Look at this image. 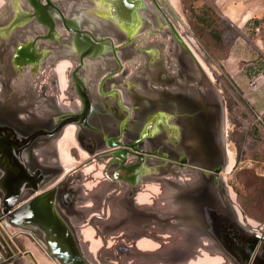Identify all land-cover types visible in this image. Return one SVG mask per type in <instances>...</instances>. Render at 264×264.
I'll return each instance as SVG.
<instances>
[{
	"label": "water",
	"instance_id": "water-1",
	"mask_svg": "<svg viewBox=\"0 0 264 264\" xmlns=\"http://www.w3.org/2000/svg\"><path fill=\"white\" fill-rule=\"evenodd\" d=\"M57 1L62 9L50 20L54 33L35 36L39 22L21 9L0 37V264H100L85 257L70 229L74 199L85 197L60 180L67 170L62 159L49 156L62 127L95 108L94 116L113 117L109 130L124 134L109 142L125 149L106 156L105 176L121 180L124 189L135 185L136 195L146 182L156 185L148 210L135 203L126 218L115 219L116 231L153 230L143 240L160 249L145 251L151 255L137 264H183L185 258L264 264V223L246 215L223 174L226 100L175 24L168 18L171 31L164 29L147 0H93L71 9L68 0ZM58 16L77 35L65 34ZM34 17L47 22L49 14L38 9ZM66 55L79 57L73 73L79 82L77 71L93 80L96 66L94 81L107 71L102 81L114 87L108 113L92 103L72 112L34 88L43 61Z\"/></svg>",
	"mask_w": 264,
	"mask_h": 264
},
{
	"label": "rangeland",
	"instance_id": "rangeland-1",
	"mask_svg": "<svg viewBox=\"0 0 264 264\" xmlns=\"http://www.w3.org/2000/svg\"><path fill=\"white\" fill-rule=\"evenodd\" d=\"M176 2L177 10L174 8L173 10L177 14V27L186 40L189 37L193 39L192 43L190 42L191 48L198 55L226 100L227 148L230 150L233 164L223 174L237 204L246 215L254 221L264 223V191L255 196L253 191L258 184L248 183L250 174L264 175V125L260 117L264 112V74L252 79L247 76L245 71L247 67L254 66L258 51L264 52V23L257 28L253 22L247 23L264 14V0H176ZM204 3L210 4L217 12L218 26L223 30V41L209 36L207 29L203 28L199 15ZM62 62L65 66L61 72L58 67H55L51 72L42 73V70H39L35 73L34 79H39V81L36 80L37 82L35 81L33 86L40 93L42 85L46 84L48 86L47 94L55 96L61 105L72 107L78 102L69 88L70 66L73 62L69 59H62L60 63ZM260 68H264V66H260ZM254 70L257 69L253 68L252 71ZM41 75L42 77H40ZM54 82H57L58 85H55ZM234 84L243 89L253 104L252 108L241 99ZM65 139L67 140V155L64 156L61 152L60 140L56 151L66 164L67 170H70L81 161L86 162L89 155L78 144L74 133H68ZM104 167V162L89 161L79 168L82 169L83 176L74 180V183L76 185L82 183L85 186L84 193L90 191L88 188H92L93 192L98 188L101 189V186L108 181L104 174ZM101 183L103 184L101 185ZM155 187L156 185L152 181H148L142 186L139 194L146 196V203L150 199L148 194H153L156 191ZM94 193L98 194V192ZM88 228L91 231H88L83 239L88 242L90 238L89 250L95 255V258L100 259V264L137 263L134 259L132 261L129 258L126 259L127 249H130L133 243L125 238L126 233L121 231V234L115 233L116 235L108 239L110 243L115 244H111L103 252L104 263L99 256L104 248L102 237H97L95 230L86 225L85 229L88 230ZM117 236H119L118 239ZM117 240L118 242H116ZM149 242V240L148 242L141 241L137 247L146 248L145 246H148L146 243ZM111 249L112 251H110ZM196 264L228 263L224 260L213 262L210 259L200 258Z\"/></svg>",
	"mask_w": 264,
	"mask_h": 264
},
{
	"label": "flooded vegetation",
	"instance_id": "flooded-vegetation-1",
	"mask_svg": "<svg viewBox=\"0 0 264 264\" xmlns=\"http://www.w3.org/2000/svg\"><path fill=\"white\" fill-rule=\"evenodd\" d=\"M83 1V2H82ZM84 3V4H82ZM77 4L84 8V5H93V0H68L67 6L69 8L77 7ZM147 5L149 8L154 12V15L161 18L163 23L165 24L164 29L171 31V26L169 25V22L167 19L169 18L174 24L175 27L179 30L177 27V14L173 10L172 2L171 0H147ZM174 6V5H173ZM61 8L59 2L57 0H0V37H2L3 29L9 25H12L14 22H17V20L20 17L21 9L25 10L27 9L29 13L33 14L31 18H34L37 22L38 29L35 34V36L38 35H47L54 33L51 31V23L50 20L54 17L52 15L59 13L56 11V9ZM86 7V6H85ZM175 7V6H174ZM38 9H41L44 13L49 14V19H46V21L43 20H37L35 16ZM62 9V8H61ZM26 11V10H25ZM65 13V12H64ZM67 19L70 17L68 16V13L66 12ZM155 16L152 17L155 18ZM60 20L61 22V28L65 34L68 36H74L77 35V33L73 31H69L64 21L61 17L58 16L56 18ZM68 19V20H69ZM67 20V21H68ZM35 21V22H36ZM69 24V22H68ZM69 26H72L70 24ZM73 27V26H72ZM180 31V30H179ZM160 30H156V33L159 34ZM182 34V33H181ZM183 35V34H182ZM157 36V35H156ZM48 44H52V40L47 38ZM46 40V41H47ZM63 59H69L71 60L75 65L74 67H71L70 72V92L76 96L78 102L75 103L72 107H69L72 112L76 113H82L88 106V104L92 103L95 106L98 107V110L103 111L105 115V112L108 113L110 109V100H111V93L113 90V86H110L107 81H102L103 78L107 75V71H105L102 75V79L94 81L92 79H89L88 76L79 74L80 71H77L76 75L79 77L82 81H77L75 76L73 75L74 71L76 70L77 66H79V57L75 55H66ZM87 59V58H86ZM99 112H97V108H95V111L91 113L89 116H77L73 119H70L69 122H67L61 130V133L64 132L65 129H67L70 125L76 126V132L74 133L75 138L78 142V144L81 146L84 152H86L89 155V158H87L86 162H82L78 164L77 166L71 168L70 170H65L63 175L61 176L60 180H69V190H72L76 192L77 195H79V191L84 193L85 186L82 183H79L76 185L74 183V180H77L79 177L81 178L83 176V171L81 166L85 165L91 160H98L105 163L104 171L110 172V169L107 168V163L110 162V158L106 159V156L109 155L111 152H113L116 149H125V147H111L109 145V142L115 141V138H119L120 140H123L120 136H124V134H121V132H114L109 130L110 121L113 120L112 116H94L97 115ZM104 138V140L99 141L97 138ZM131 149V148H130ZM120 151V150H118ZM79 155V153H78ZM133 158L129 156L128 161L130 162ZM77 160V159H75ZM120 162H122L120 160ZM120 162H117L116 164L118 167L121 165ZM65 164V163H63ZM66 165V164H65ZM77 169L78 172H77ZM117 169V168H115ZM115 173H117L116 170ZM76 170V171H75ZM81 180V179H79ZM108 181L106 183H109L111 185L110 188L105 187L100 189L98 188L94 192H100L101 194V200L96 202V194L93 192L92 188H88L90 190L88 193H84L85 199L80 200L79 196H76L73 205L75 206V220L72 221V226L70 227L71 232L74 234L76 238V243L83 250V254L85 257L89 258L86 251V246L89 248V244L91 242L88 239V242H85L83 237L88 231H91V229L88 228L85 229V226L88 225L90 228H93L95 230V234L97 237H102L103 242V249L100 252L99 256L102 258L103 261V252H105L111 244L109 238L112 237L115 233L121 234L120 231H116L115 229V218L113 215L115 213H112L111 206L113 200L117 198V205L122 207L124 210V218L129 215V211L134 208V204L136 203L137 195L141 191L142 186H139V191L136 195V186L128 184L127 188L124 189L122 185V181L118 180L116 178L107 179ZM103 183H101L102 185ZM105 184V183H104ZM117 191V193H116ZM68 197V199H71ZM138 202V201H137ZM138 204H142V201H139ZM78 236V237H77ZM119 236L116 238L118 239ZM115 238V237H114ZM118 242V240L116 241ZM94 259L95 262L100 263L99 260L95 258V255L91 257ZM110 258V257H109ZM109 260V259H108ZM111 261V260H110ZM104 262V261H103ZM105 263V262H104ZM103 264V263H101Z\"/></svg>",
	"mask_w": 264,
	"mask_h": 264
},
{
	"label": "bare ground",
	"instance_id": "bare-ground-1",
	"mask_svg": "<svg viewBox=\"0 0 264 264\" xmlns=\"http://www.w3.org/2000/svg\"><path fill=\"white\" fill-rule=\"evenodd\" d=\"M171 2H172V7L175 9V10H177L175 7L177 6L176 5V0H171ZM175 7H174V6ZM183 38L185 39V37L183 36ZM188 41V42H187ZM192 41H193V39H191L190 37L188 38V40H186L185 39V42L189 45V47L191 48V44H190V42L192 43ZM194 44V43H193ZM192 49V48H191ZM193 50V49H192ZM196 50V49H195ZM193 52L195 53V51L193 50ZM196 54V53H195ZM196 56L198 57V55L196 54ZM57 59V60H56ZM198 59H199V57H198ZM200 60V59H199ZM57 61H58V58L57 57H50L49 58V60H48V62L47 61H43V66L44 67H42V73H44V72H51V70H53V68H55V67H58V69H59V71L61 72L62 71V69H63V67L65 66L64 65V63L62 62V63H60L61 62V60L60 61H58V63H57ZM200 62H201V60H200ZM201 64L203 65V63L201 62ZM74 63L73 64H71V67H74ZM95 68H93V69H95V70H90L91 69V67H88V66H86V69H87V72H88V69H89V72L90 71H92V73H94V76H93V80H94V78H95V72L97 71V69H96V66H94ZM203 67L205 68V66L203 65ZM72 69V68H71ZM127 69V68H126ZM128 70V69H127ZM205 70L207 71V69L205 68ZM209 74V73H208ZM43 75V74H42ZM42 75L40 76V77H42ZM54 84L56 85L57 84V82L55 83L54 82ZM58 85V84H57ZM43 87H41V92H45L46 90H47V88H48V86L46 85V84H43L42 85ZM50 95V94H49ZM50 96H52L53 97V95H50ZM55 97V96H54ZM56 98V97H55ZM56 102H57V104H59L60 105V103L57 101V99H56ZM61 106V105H60ZM76 132V126H74V125H70L67 129H65L64 130V132H62L61 134H60V136H59V140H60V144H61V152H62V154L65 156V155H67V153H68V151L66 150L67 148H66V146H67V140L65 139L67 136H68V133H75ZM58 140V141H59ZM59 143V142H58ZM51 151L49 152V156L50 157H56V158H61L60 156H59V153H57V149H58V146L56 147V146H52L51 148ZM48 152V151H47ZM62 155V156H63ZM87 155V154H86ZM67 159V158H66ZM69 161V160H68ZM71 162V161H70ZM231 164H233V161H232V156H231V154H230V150H228V165H227V168H226V172L228 171V169L230 168V166H231ZM105 187V190H106V188H110L111 187V185H109V183H106L105 182V184H103L102 186H101V189L102 188H104ZM89 191V190H88ZM83 193V192H82ZM97 193V192H96ZM86 195V194H85ZM85 195H84V193H83V196L85 197ZM145 195H143V196H141L139 193H138V195H137V199H136V206L137 207H139V208H141V209H144V210H146L147 209V207H146V202H145ZM117 198L118 197H116L115 198V200H113V202H112V206H111V211H112V213H115L114 215H113V217H116V218H119V217H124V212H123V209L121 208V207H119L118 205H117V203H116V201H117ZM102 198H101V194H100V192H98V194L96 195V202L97 201H99V200H101ZM139 201H142V204H138V202ZM148 210V209H147ZM141 214H142V212H141ZM115 218V219H116ZM121 232H125L126 234H125V238H127L129 241H131L133 244H132V246H131V248L130 249H127V252H126V259H131V261H132V259H134V260H136L135 262H137V263H139V262H142V261H144L145 259H146V257H147V254H150V253H147V252H145V251H148V252H151L153 249H160V245L158 244V242L157 241H154L153 239H149V243H146L148 246H145L146 248H141V247H137L138 246V244H139V242H143V241H145V240H143V238L144 237H146L147 239L149 238V236L151 237V234L153 233V230L151 229V228H148V226L147 227H145L143 230H137L136 228H133V227H128V228H126L125 230H121ZM114 235H116V234H114ZM146 239V240H147ZM155 239V238H154ZM86 241V240H85ZM86 251H87V255L89 256V257H93L94 255L91 253V251L89 250V248L86 246ZM110 251H112V249L110 250ZM109 251V252H110ZM180 254V256H183V253H179ZM151 255V254H150ZM166 256V255H165ZM147 260V259H146ZM130 262V261H129ZM183 264H194L193 262H191V261H189V259H186L185 258V260L183 259L182 261H181ZM136 263V264H137Z\"/></svg>",
	"mask_w": 264,
	"mask_h": 264
},
{
	"label": "trees",
	"instance_id": "trees-1",
	"mask_svg": "<svg viewBox=\"0 0 264 264\" xmlns=\"http://www.w3.org/2000/svg\"><path fill=\"white\" fill-rule=\"evenodd\" d=\"M202 11L201 14L199 15V19L203 24V28L207 29V33L209 36L215 37L217 38L219 41H223V37H222V33L223 30L220 26H218V14L215 11V9L207 3H204L202 6ZM253 22L255 25V28L262 26V23H264V14L262 16H257L255 17L253 20H249L247 23H251ZM198 35L201 36V34L197 33ZM257 60L256 62H254V66H250L246 68V73L247 76L251 77L252 79L260 74L264 73V68H260V66H264V54L261 53H257L256 54ZM253 68L257 69V70H253ZM255 72V74H254ZM236 90L239 92L241 99L246 103H248L251 108L252 105L250 103V101L247 99V97L244 94V91L242 90V88H240V86H237L236 84H234ZM261 120H262V124L264 125V114L261 116ZM257 131V129H256ZM248 183L249 184H254L257 183L258 185L255 186L254 189V194L255 196L260 195L263 193L264 191V175H260V174H250L249 178H248Z\"/></svg>",
	"mask_w": 264,
	"mask_h": 264
},
{
	"label": "crops",
	"instance_id": "crops-1",
	"mask_svg": "<svg viewBox=\"0 0 264 264\" xmlns=\"http://www.w3.org/2000/svg\"><path fill=\"white\" fill-rule=\"evenodd\" d=\"M258 52L264 54L263 51H260V50H259ZM263 74H264V73H263ZM261 75H262V74H260V75H258V76H256V77H254V78H257V77H259V76H261ZM254 78H253V79H254ZM242 90H243V89H242ZM244 94H245V93H244ZM245 96H246V94H245ZM246 97H247V96H246ZM247 99H248V97H247ZM248 100L250 101V99H248ZM250 103H251V105H253L251 101H250ZM263 114H264V112L261 114V116H262ZM261 116H260V117H261Z\"/></svg>",
	"mask_w": 264,
	"mask_h": 264
}]
</instances>
